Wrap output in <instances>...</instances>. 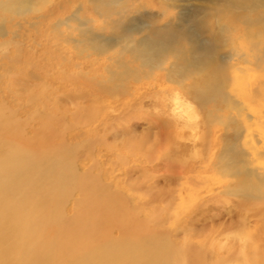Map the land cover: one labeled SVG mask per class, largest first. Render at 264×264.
<instances>
[{
    "label": "rangeland",
    "instance_id": "rangeland-1",
    "mask_svg": "<svg viewBox=\"0 0 264 264\" xmlns=\"http://www.w3.org/2000/svg\"><path fill=\"white\" fill-rule=\"evenodd\" d=\"M209 4L0 0V166L10 173L14 189L27 182L30 204L39 202L46 206L40 212H47L48 219H61L63 237L75 239L81 233L82 241L73 242L74 248L91 245L94 234L104 239L112 220L101 217L104 208H112L114 214H136L144 223L154 216L150 227L158 233L155 245L164 246L171 256L179 257L187 244L210 247L218 257L230 249L245 250V233L251 230L246 216L255 211L260 219L264 211L254 193L245 197V186L249 179L254 186L262 176L260 171L258 177L248 176L253 170L257 175L261 165L245 159V104L222 92L229 69L224 68L227 63L221 58L227 54L221 49L229 37L217 29ZM240 5L245 3L240 0ZM230 9L220 17L240 29L239 15L245 11ZM205 60L211 61L208 69L199 72ZM204 82L203 91L194 87H204ZM176 99L196 110L194 122L182 114L183 105ZM6 129L15 139L3 136ZM50 157L58 164L44 165L43 158ZM198 161L205 167L186 186L179 172L194 169ZM97 182L101 184L95 186ZM52 184L57 191L51 200ZM3 186L0 198L7 201L13 193L3 194ZM222 189L229 190L221 196L225 202L204 206L203 197ZM38 226V235H43L58 223ZM121 233L116 230L115 235ZM126 236L118 245H104V257L124 245L130 248L132 235ZM133 240L137 250L145 251L146 242L138 245L135 236Z\"/></svg>",
    "mask_w": 264,
    "mask_h": 264
},
{
    "label": "bare ground",
    "instance_id": "bare-ground-1",
    "mask_svg": "<svg viewBox=\"0 0 264 264\" xmlns=\"http://www.w3.org/2000/svg\"><path fill=\"white\" fill-rule=\"evenodd\" d=\"M241 1H243L245 5H240V0H209L210 4L207 7V9L212 10L213 13H215V18H216L215 20L217 24L216 27L219 30V32L220 33L226 32L227 33L226 37H229L227 40H225L226 43L223 44V47H222L223 49H221L222 51L225 52V54L223 55L227 54V58H221L222 60H224L225 63H227V67H224V68L229 69V71H227L226 73L227 74L226 76L228 78L225 76L226 79L224 80L223 78L222 80L223 82L221 83V85L223 89L222 92L227 99H230L231 94H232V96L236 97L234 98V100L236 101L238 100L239 102L238 101L237 102L239 104H245V126H246L245 135H247V139H245L244 141L245 142V159L251 160L252 162L257 161L261 165L257 171V175L255 173L256 172L255 170H253L251 174H250V171L249 172L247 171L248 176L254 174V176L258 177L259 171L261 172L262 176H259V178L257 179L258 181L260 180L259 182L260 184H258L257 183L258 181L256 180L254 181L255 182L254 186L252 183H250L252 180L249 179L247 183L248 186L247 187L245 186L244 194H245V197L248 195L252 196L251 195V192H252L254 193L253 196L255 195V198H257V201L264 203V0H241ZM231 7L245 11V14H243L244 15L243 17H241V14L239 15V20L241 22L239 20L238 21L239 23L243 24V26H240V29H237V28L235 29L233 26L229 27L228 23H226L227 21L226 20L223 21L222 18L220 17V15L226 14L223 12L224 9L228 10ZM226 16L228 17V15ZM212 23H214V21H212ZM237 39H239L242 42L241 44L239 43L240 47L236 45ZM178 49L181 50V48H178ZM180 54L181 52L179 53V55ZM184 55H186L185 52H184ZM203 62L199 68L197 67L199 69L198 70L199 72L206 71L208 69V64L211 61H209V63L206 60ZM189 67L191 68L195 67V63L190 62ZM220 69L223 70V68H220ZM211 81L212 80L210 79V83ZM206 82H209V81H206ZM206 85L207 84L204 82V87L200 84L194 85V87L196 86L197 90L203 91ZM176 101L178 104L180 103V105H183L182 114L187 118V120L190 122H194L198 116V113L196 112V110L193 109L189 104L181 103V101L178 99H176ZM180 105H179V108L181 109ZM194 125L198 126L197 123H195ZM182 131H184V129ZM13 133L14 132H12L11 130L6 129L3 133V136L5 138L8 136L10 138L11 136L13 137V139H15V136ZM21 143L20 144L18 143L17 149H20V148L22 149ZM218 153L219 151H217V154ZM195 155H196V152H195ZM50 158H51L50 161H47V158H43L42 162H46L44 163V165H53V163H57L55 157H50ZM205 160L206 159H203V161ZM12 161L18 162L15 159H12ZM204 167L205 166L204 165L202 166L200 162L197 166L194 167V169L193 168H186V169L182 168L181 171L179 170L180 171L179 174H182V177L183 176L185 177V179H183L185 181L184 184H186L187 186V185H191L192 183H194L195 182L194 173L202 171ZM0 169L5 170V168L2 166H0ZM250 169L252 170L251 166H250ZM3 171L0 172V184L3 186L7 183L8 185L3 186L1 188V191L3 192V194H6L11 190L13 194L10 197L11 199L7 201H5V199L7 198H5L4 201L2 200V198H0V202H4V203H0V209H1L0 210V264H101V263L103 264H107V263L122 264L123 263L124 264L126 262H129V264H264V211H261L262 218L260 219H258L259 213H256L255 211H250L249 215L246 216L247 219H245V224L247 226H250L251 230L248 228L250 232H248L247 234L245 233V250L244 251L242 249H239L238 252L237 251L234 252L233 250L229 248L230 250H227L223 255L218 257L217 256L218 251L216 250L211 251L210 247H208V250H205L206 248L201 249L202 246L199 244H189V245L187 244L186 246L184 245L183 247L184 249L179 251V257H176L175 255L171 256L172 254L168 255L166 253L168 249L165 250L164 246L158 247L159 244L158 246L155 245L154 238L156 237V235H158V233L155 232L156 231L154 230L155 228L152 229L150 227L151 225L150 222L151 220L152 221L154 220L153 219L154 216L151 218L150 222L146 221V223H144V222H141V220L136 214L117 213V212L116 214H114L110 211L112 210V208H106V209L104 208V211H103L104 217L103 216L101 217V221H105L107 218H111L112 220L111 221L112 225L109 226V230H106L108 231L106 236L104 237V239L103 238L98 239V237H95V234H94L93 241H92L93 243L86 248H82L81 246L82 244L79 245L78 247L80 250L78 251L77 250L78 247L74 248L73 242L82 241L81 233H79L78 237H76L75 239L74 237H71L68 235L63 237L62 236L64 234L63 231L66 228H62V227H61L62 229L59 228V226L61 225L60 223L61 219L59 220V217L48 219L47 217L48 214L47 216L45 215L47 213L46 211H45L46 212L45 214L40 212V209H42L43 207H46L45 205H42L40 207L41 204L39 202L35 204L29 203V201L32 199H29L27 195L28 191H30V188H28L27 186V182H21L17 186V188L14 189L13 182L11 178L8 177L10 173L5 170L6 177L5 176L2 177L1 173ZM171 171L172 170L170 169V172ZM253 180L255 179L253 178ZM97 181L100 182L99 180ZM98 182L97 184H95V186L96 185L99 186V184H101ZM24 184L25 186H23ZM195 184H198V182ZM203 184L205 183L203 182ZM230 184H232V182ZM56 185L52 184L50 186V195H48V198L51 200L55 198V196L53 195V192L57 191ZM89 186H91V184ZM84 190L86 192L85 188ZM227 193H229V190L226 191L222 189L217 192L212 191L210 195L203 197L201 200L202 202L205 203L204 206L209 205V204L212 205L215 200L217 201L220 200V201L225 202L226 201L225 199L227 198L224 197L225 199H222L221 196ZM94 195H95V191H94ZM110 195L111 194L109 193L108 196L110 197ZM117 197L118 196L116 195L113 199L116 200ZM208 197L210 198L205 200L206 201L205 202L203 199H206ZM208 201H211V202H208ZM99 206L101 207V209H103L102 205H99ZM202 209H203L202 207L200 206L198 207L197 213H199V215L203 213ZM2 210L4 211V213L1 212ZM88 212H90V210ZM95 213L97 212L95 211ZM1 215L3 218L1 217ZM95 220L96 218H94V221ZM198 220L199 219L196 220L194 218V221H193L194 225L196 223L198 224L199 222ZM47 221L57 222L58 227L56 226L49 227V229L46 230L47 232L43 234L44 236L46 235V238H44L45 239L44 240L42 239L43 235H38V229L36 226H38L39 222L44 223ZM227 225L228 224H226V226ZM116 230H119V231L121 230L122 232H124V235H122V233L120 235H115ZM127 233H131L132 235L131 239L129 238L130 240H128L129 242L127 244V245H130V248L124 245L119 250L115 251L114 249L113 252H110V257L108 258L104 257L103 246L106 245L104 246V248H106L107 245L114 246L115 244L117 245L120 244L121 241H123V238L127 237L126 236ZM257 233L259 236L256 235ZM134 236L136 238V242L138 243V245L139 244L142 245L144 244V242H146V244L143 246L145 247V251L143 249L141 250L136 249L134 245V240H133ZM143 237H149L150 242L145 240V238ZM179 245L181 246V244ZM121 250L122 252H120ZM98 255H102L103 257L99 258Z\"/></svg>",
    "mask_w": 264,
    "mask_h": 264
}]
</instances>
